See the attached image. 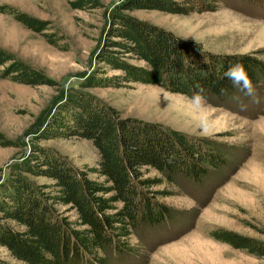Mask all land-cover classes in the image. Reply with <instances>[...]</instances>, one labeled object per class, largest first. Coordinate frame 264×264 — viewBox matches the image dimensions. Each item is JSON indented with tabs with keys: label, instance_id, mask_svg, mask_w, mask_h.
<instances>
[{
	"label": "trees",
	"instance_id": "obj_1",
	"mask_svg": "<svg viewBox=\"0 0 264 264\" xmlns=\"http://www.w3.org/2000/svg\"><path fill=\"white\" fill-rule=\"evenodd\" d=\"M66 1L73 10L86 13L105 7L101 0ZM223 2L124 0L95 52L97 64L117 74L91 75L83 88L139 83L191 99L200 92L204 100L222 104L243 92L224 78L230 65L241 63L254 90L258 89L264 83L260 53L212 54L199 43L126 13L143 9L201 14L218 11ZM0 12L43 34L49 43L58 44L55 33H44L51 23L8 5L1 6ZM0 78L32 87L54 85L48 76L2 49ZM62 106L67 115L47 136L87 140L98 150L99 160L95 166L78 168L56 150L33 145L0 185V247L6 248L18 264H111V253L129 256L134 251L131 239L139 230L176 223L177 211L162 199L175 195L180 179L199 186L213 185L212 180L221 184L228 168L233 170L242 161L234 145L158 123L123 118L118 110L90 93L80 91ZM0 143L5 144L1 134ZM28 175L47 178L51 183L39 184ZM210 235L234 249L264 257V242L260 240L227 229ZM0 264L12 263L0 259Z\"/></svg>",
	"mask_w": 264,
	"mask_h": 264
},
{
	"label": "rangeland",
	"instance_id": "obj_2",
	"mask_svg": "<svg viewBox=\"0 0 264 264\" xmlns=\"http://www.w3.org/2000/svg\"><path fill=\"white\" fill-rule=\"evenodd\" d=\"M123 1L101 0L103 9L86 13L73 10L66 0H0V7L8 5L51 23L44 33H55L60 39L57 45L51 44L43 34L0 12V49L54 81L53 86L32 87L0 78V134L5 142L0 143V185L37 144L67 156L78 168L97 164L99 153L91 142L47 136L66 117L62 105L68 97L80 91L90 93L123 118L234 145L242 159L233 170L228 168L221 184L212 180L213 185L199 186L180 179L175 195L162 199L177 211L176 223L139 230L131 239L134 251L129 256L111 253V264H264V257L234 249L210 235L227 229L264 242V83L254 96L239 92L222 104L195 102L139 83L83 88L91 75L117 74L98 65L95 52ZM126 13L199 43L209 53H260L264 61V0H224L216 12L191 15L143 9ZM28 177L39 184L51 183L47 178ZM0 259L18 264L4 247H0Z\"/></svg>",
	"mask_w": 264,
	"mask_h": 264
},
{
	"label": "clouds",
	"instance_id": "obj_3",
	"mask_svg": "<svg viewBox=\"0 0 264 264\" xmlns=\"http://www.w3.org/2000/svg\"><path fill=\"white\" fill-rule=\"evenodd\" d=\"M224 78L229 80L234 87L240 88L248 96H254V88L248 73L241 63L232 64L224 73ZM202 91V90H201ZM195 102L203 103L204 97L197 92L192 98Z\"/></svg>",
	"mask_w": 264,
	"mask_h": 264
}]
</instances>
